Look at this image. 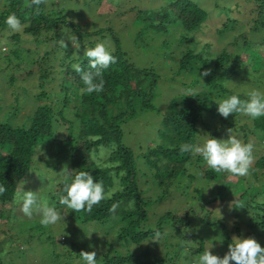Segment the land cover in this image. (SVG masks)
<instances>
[{"label":"trees","instance_id":"1","mask_svg":"<svg viewBox=\"0 0 264 264\" xmlns=\"http://www.w3.org/2000/svg\"><path fill=\"white\" fill-rule=\"evenodd\" d=\"M136 1L139 0H47L36 15L35 7H28V0H0V62L10 65L0 67V86L5 84L12 91L13 101L32 105L22 124H13L12 117L22 108L11 105L8 109L0 98V185L7 189L0 194V202L20 207L14 200L15 192L29 172L38 168V162L70 170L69 183L80 171H86L103 184L106 194L112 195L93 206L91 212H78L75 226L109 220L107 229L98 224L101 235L111 229L114 239L127 246L154 242L151 247L147 243L139 254H97V264H189L190 255L204 251L205 240L198 232L204 226L220 227L225 247L234 243L232 232L241 238L256 236L255 232L264 234V202L258 201L264 192L248 199V189L232 188L233 175L215 173L203 167L201 156L180 151L181 144L202 145L205 137L227 140L231 129L243 143L254 144L249 179L255 181L258 171L264 170V117L253 120L245 116L248 121L240 125L244 115L224 119L215 103L232 95L247 100L252 90L264 92V40H259L264 35V0H244L251 5L248 21L253 39L239 31L229 44L235 48L230 51L225 46L217 53L211 44H200L196 38L208 17L202 0H160L148 8L136 5ZM217 1L210 0L226 20L216 32L225 36L242 23L233 13L237 6L223 7ZM11 14L20 20L21 31L13 32L5 23ZM89 16H93L92 22H88ZM125 26L129 32L132 30L137 46H141L136 42L142 38L151 43L156 42L155 35L166 34L172 45L168 40L162 45L153 42L155 46L150 50L161 45V55H166L168 62L155 59L153 66L132 61L119 35ZM75 36L80 43L78 50L66 42ZM62 39L68 44L66 49L60 44ZM97 43H104L116 62L103 70L104 91L89 94L73 65L94 71L84 51ZM163 66L172 73V88L176 90L167 102L158 98L163 76L159 68ZM205 70H210V75L201 76ZM188 90H192L193 97L186 96ZM159 102L164 109L162 104L156 106ZM149 109L159 112L156 136L136 153L123 141L124 125L139 111ZM63 126L66 128L59 134L64 135L57 136ZM249 135L258 141L253 142ZM93 153L96 160L91 158ZM185 178L188 180L183 181ZM173 181L177 183L173 187L181 188L186 204L192 208L182 218L168 210L157 212L154 222L149 223ZM207 182L215 184L214 196L205 194L203 184ZM56 185L48 193L37 194L57 210L62 206L60 195L66 194L63 176ZM251 185L254 189L255 184ZM226 190L232 192L225 193ZM242 200L247 203L245 208L251 207L252 211L246 219L250 224H245V232L240 221L234 220L229 226L223 217L213 222L209 218L215 208L228 202L223 214L237 217L236 209L244 208ZM114 203L119 204L115 214L109 211ZM24 217L9 209L7 220L20 221ZM156 231L161 234L159 239L155 238ZM103 242L106 245L110 241ZM70 246L75 253L69 252L63 264H85L77 243L70 241Z\"/></svg>","mask_w":264,"mask_h":264},{"label":"rangeland","instance_id":"2","mask_svg":"<svg viewBox=\"0 0 264 264\" xmlns=\"http://www.w3.org/2000/svg\"><path fill=\"white\" fill-rule=\"evenodd\" d=\"M158 1L160 0H139L136 1V5L148 8L158 5ZM217 3L223 7L227 5H229V7L231 8L237 6L236 8L238 10L233 13L241 20L242 25L240 26V28L228 32L227 34H225V36H219L216 30L219 29L226 20L224 13L221 12L218 7H214L210 0H202V4L208 11V17L201 25V28L196 32V38L198 39L199 43L204 44L208 42L209 44H211L212 49L215 51V53H217L220 52L225 46L228 48V50H233L235 46H229V44L232 43L234 37L238 35L239 31H245V33H247L248 39H253L252 31L250 30V21H248V19L252 16L250 12L251 5L246 4L244 0H218ZM92 19L93 16H89L87 20L88 22H92ZM95 19L97 20V18ZM98 23H101V21ZM131 32L132 30H130L129 32L127 26L119 30L122 46L126 49V51L128 52V56L132 61H134L138 65L151 64L153 66H155V59L157 60V62H162L164 60L168 62L166 55H161L163 50V47H161V45L166 41L165 39H163L164 35H155L156 42L153 40L151 41V43L154 42L157 44H161L160 47L154 48V50L157 52L156 53L155 51L150 50L155 45L149 43L150 41L147 42L144 38L136 42L137 44L141 45L137 46L132 40L130 34ZM147 32L145 36L148 35ZM262 33L264 34V32ZM258 37L259 35H257V38ZM259 40L262 42L264 40V35H262ZM66 42L69 45H72L70 40H67ZM168 42L172 45L171 40H168ZM14 62L17 61L15 60ZM22 64L20 62V65ZM9 66L10 65H7L4 61L0 62V67L2 68ZM159 71L163 76L160 84V93L158 98L162 99L163 102H167L169 98H171L176 93V90L172 88V73L168 70L167 66L160 67ZM1 75L2 73L0 72V76ZM175 82L177 83V80H175ZM0 98L5 102V105L8 109L11 105L22 108L21 110L17 109V115H15V117H12L14 122L13 124H22L26 117H28V114L32 111V105H29V103L23 105L22 103L13 101L14 99L12 96V91L8 89L5 84L0 86ZM160 104L162 103L159 102L156 106L159 107ZM164 107L165 105L162 104L161 109H164ZM158 114L159 112L156 109L139 111L124 125L123 141L126 145L132 147L136 151V153H139V150H141L139 149L140 146L142 148L145 144L150 143L153 138H155L157 131L156 129L159 125ZM245 118V116L241 118L239 122L240 125L248 121V118ZM248 125L251 126L250 123ZM65 128L66 126H63V129L57 132L56 135L63 136L64 134L59 133L64 132ZM231 134L236 137V134H234L233 132H231ZM227 136H229L228 131ZM218 139L224 140L222 137ZM249 139H251L253 142L258 141L256 136L254 135H249ZM203 140L205 142L207 138L205 137ZM45 164L47 163L44 162L43 164L42 162H38V168L31 170L26 180L21 182L18 188L20 189L23 187L25 191L31 190L36 191L40 194H43L45 192L48 193L50 190L55 189L57 187V182H59L61 176H63L61 173L62 168L60 167V165L56 168H51L49 163L47 165ZM203 167H207L206 162L203 163ZM187 180L188 179L185 178L183 181ZM234 180L235 182L232 188H237L238 190L244 188L248 189V194L250 195L247 196L248 199L250 197L256 196L260 192H264V170L258 171L255 181H252V178L249 179V177L239 176H234ZM173 182L174 183L171 184V188H168L166 191H164L165 196L153 210L156 215H150L151 217L148 219L149 223L154 222V218L158 216L157 212L160 213L168 210L182 218L183 216H185L188 208H192L191 206H188L186 204L181 188L177 190L173 187L175 184H177L176 181ZM252 182L253 184H255L254 189L251 188ZM203 185H206L205 194L208 196H214L215 184L212 182H207V184ZM190 188L193 189L194 184H192ZM229 191L230 190H226L225 193H228ZM230 192H232V190ZM238 193H241V190ZM229 196L230 194L226 195L225 198ZM259 197H264V194L260 195ZM248 199H246V201ZM242 202H244V208L239 210L236 209L235 213L237 214V217L229 214L228 216H226L225 214H223L226 210V206L228 208V202L226 206L221 205L215 208L212 212L213 216H210L209 218L212 219L211 221L213 222V220L218 221L223 217L224 221L226 220V224L229 226H231L234 220L240 221L242 231L245 232V224H250V222H248V220L246 219L250 218L252 211L251 207L245 208V206H247V203L244 200H242ZM211 204L216 205L215 203ZM230 207H232V205ZM9 209H11V211L14 210L18 216L23 215L20 207H12L10 203L0 202V248L2 249V251L0 252V264H63L66 262V258L70 256L68 255L69 252L72 253V255H74L75 253L74 251H71L70 241L77 243L79 251H96V253L99 255L108 251L132 252L135 254H139L146 248L147 243L148 245H150V247L154 245V242L150 240H148V242H141L138 245L134 243L129 246L125 244L122 245L120 241L114 239L111 229L107 233H105V235H101V226L98 224H101L103 229H107L109 220L103 223L91 222L90 224L82 225V227L75 226L77 219H79L78 212H73V210L63 205L59 209H57V211L60 212L61 216L64 218H62L57 224L48 227H44L40 224L39 216H34L31 219L24 217L21 218L22 220L20 221H16L15 219L7 220ZM245 209L247 210L246 213H244V211H246ZM70 225L73 226L71 227ZM66 227L68 228L66 229ZM78 229L81 232L76 233ZM198 232L205 240L204 251L212 246L210 251L214 255H218L221 258L228 252L229 246H224V237L222 235L220 227L204 226ZM255 233H257L258 235L256 234V236L254 235L251 238L256 239L261 247H264V234L259 232ZM74 235H76L78 239H76V236ZM231 237L241 238L234 232H232ZM243 238L249 237L242 235L241 239ZM103 239H108L110 241L106 244L107 246L104 244ZM203 252L198 255H190L191 260L189 261V264H198L199 257L203 254ZM112 253L113 252H111V254ZM54 254H59V257H54ZM82 263L85 262L82 260ZM181 264H183V262Z\"/></svg>","mask_w":264,"mask_h":264},{"label":"clouds","instance_id":"3","mask_svg":"<svg viewBox=\"0 0 264 264\" xmlns=\"http://www.w3.org/2000/svg\"><path fill=\"white\" fill-rule=\"evenodd\" d=\"M46 4L47 0H28V7L34 6L36 15L40 14V6ZM5 23L13 32L22 30L21 22L15 14L9 15ZM163 35V39L170 40L166 34ZM68 40L76 50L80 49V43L76 36ZM60 44L64 49L68 47L63 39ZM84 55L94 71H84L79 64L73 65V68L77 73H81L80 79L85 85L84 91L89 94L101 93L105 86L103 70L114 64L116 58L107 50L104 43H97L94 48L85 50ZM208 75H210V70H205L201 74V76ZM179 82L181 81L179 80ZM248 95L247 100H241L237 95H232L222 101L215 102L218 105L217 112L224 119H228L233 114L248 116L253 120L264 117V92L252 90ZM186 96L193 97L192 90H188ZM228 133L227 140L210 138L202 145L184 143L180 145V151L192 156H201L207 167L215 173L250 177L254 160V144L252 142L243 143L231 134V129H228ZM91 158L97 159L95 153L91 155ZM61 173L63 175V191L66 194L60 195L59 203L73 212H91L93 206L98 205L104 199L111 198L112 193L106 194L103 184L95 181L89 172L80 171L74 179H71V183H69L71 171L63 169ZM6 190L3 185H0V194ZM14 200L20 205V210L25 217L31 219L34 216H39V222L44 227L55 225L64 218L45 197L38 195L36 191H25L22 187L15 192ZM258 201L264 202V197H258ZM118 207L119 204L114 203L109 211L115 214ZM160 236V232L156 231L155 238L159 239ZM233 241L234 243L229 245L228 252L222 258L214 255L210 251L212 247L210 246L199 257L198 264H233V262L234 264H264V247H261L256 239L233 237ZM79 255L85 264H97L96 251H81Z\"/></svg>","mask_w":264,"mask_h":264}]
</instances>
